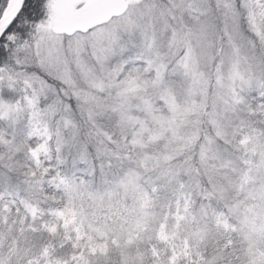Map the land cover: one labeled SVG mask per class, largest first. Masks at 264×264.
I'll list each match as a JSON object with an SVG mask.
<instances>
[{"label":"snow or ice","instance_id":"1","mask_svg":"<svg viewBox=\"0 0 264 264\" xmlns=\"http://www.w3.org/2000/svg\"><path fill=\"white\" fill-rule=\"evenodd\" d=\"M264 264V0H0V264Z\"/></svg>","mask_w":264,"mask_h":264},{"label":"trees","instance_id":"2","mask_svg":"<svg viewBox=\"0 0 264 264\" xmlns=\"http://www.w3.org/2000/svg\"><path fill=\"white\" fill-rule=\"evenodd\" d=\"M114 264H115V262H114Z\"/></svg>","mask_w":264,"mask_h":264}]
</instances>
